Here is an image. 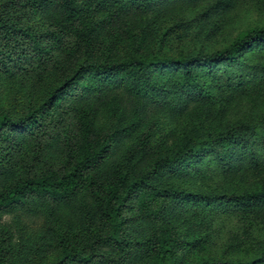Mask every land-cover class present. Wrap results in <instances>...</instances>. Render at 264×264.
<instances>
[{"label": "trees", "instance_id": "16d2710c", "mask_svg": "<svg viewBox=\"0 0 264 264\" xmlns=\"http://www.w3.org/2000/svg\"><path fill=\"white\" fill-rule=\"evenodd\" d=\"M240 1L0 0L4 80L65 78L0 113V217L61 224L62 264H264V117L229 119L264 97V29L213 53L153 49L164 20L208 5L214 33ZM228 216L244 224L236 260L208 255Z\"/></svg>", "mask_w": 264, "mask_h": 264}, {"label": "rangeland", "instance_id": "374dc122", "mask_svg": "<svg viewBox=\"0 0 264 264\" xmlns=\"http://www.w3.org/2000/svg\"><path fill=\"white\" fill-rule=\"evenodd\" d=\"M207 6L185 9L182 13L164 20L160 24L159 39L153 46L154 51L175 57L213 53L227 48L252 30L264 29V0H241L234 10L222 19L214 33L201 31L200 18ZM64 79L61 74H57L45 81L21 77L15 82L8 83L0 75V113L9 112L17 117L22 116L32 104L39 105L47 92L60 85ZM260 117H264V97L255 101L248 99L239 101L229 115L231 121ZM108 121L105 116L100 119L102 126H109ZM159 121L165 131L174 126L173 122L166 118ZM69 123L76 127L74 119L69 118ZM74 132L80 134L79 130ZM63 158L61 156L59 160ZM15 181L10 180V184ZM184 187L196 192L208 191L203 187L189 185ZM93 229L84 226L75 231L81 247L88 246ZM63 230L61 224L44 216L27 218L22 208H19L13 214L0 217V254H7L5 259L7 264H62L63 254L52 231L55 233ZM215 230L216 247L211 254L210 250L208 255L240 259L238 247L240 238L245 233L244 224L237 217L228 216L218 220ZM260 234L261 232H257L255 236L260 237Z\"/></svg>", "mask_w": 264, "mask_h": 264}]
</instances>
